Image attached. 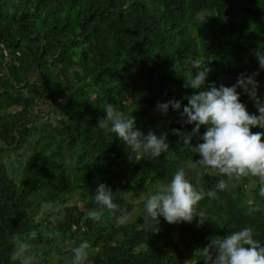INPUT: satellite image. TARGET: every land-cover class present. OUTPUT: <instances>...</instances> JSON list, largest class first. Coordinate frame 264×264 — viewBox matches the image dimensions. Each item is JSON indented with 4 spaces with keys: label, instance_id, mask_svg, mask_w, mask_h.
Returning a JSON list of instances; mask_svg holds the SVG:
<instances>
[{
    "label": "trees",
    "instance_id": "trees-1",
    "mask_svg": "<svg viewBox=\"0 0 264 264\" xmlns=\"http://www.w3.org/2000/svg\"><path fill=\"white\" fill-rule=\"evenodd\" d=\"M256 51L264 53V0H0V264H21L10 258L18 237L36 244L31 264H71V250L82 241L91 245L85 264H204L201 248L209 237L246 226L264 244V211L245 215L261 199L256 178L202 200L197 211L216 221L199 227V217L179 225L160 217L152 232L143 208L125 222L119 212H106L100 222L86 218L99 183L112 189L128 216L135 198L147 197L176 170L199 168L194 146L172 132L194 125L182 126L179 111L156 110L172 99L185 105L195 91L183 87L185 76L195 74L187 56L201 59L211 69L207 81L217 86L259 70L257 91L264 97ZM108 103L135 117L143 133L166 132L167 153L130 162L116 134L97 126ZM221 178L188 179L208 190ZM44 203L60 208L54 218L45 212L40 228Z\"/></svg>",
    "mask_w": 264,
    "mask_h": 264
},
{
    "label": "clouds",
    "instance_id": "clouds-1",
    "mask_svg": "<svg viewBox=\"0 0 264 264\" xmlns=\"http://www.w3.org/2000/svg\"><path fill=\"white\" fill-rule=\"evenodd\" d=\"M259 69L264 70V53L255 52ZM185 63L195 69L191 77L185 76L184 88L195 90L187 97L188 103L182 105L180 100L172 99L158 102L156 110L167 114L169 109L179 111L183 125H194L191 131L172 129L173 134L180 137L185 146H194V153L200 159L195 165L202 170L200 174L222 177L212 189L205 190L203 186L194 185L188 178L186 170L181 167L176 170L170 181L159 184L150 192L143 204V223L152 231L158 232L160 217L169 224L192 222L195 217L197 226L206 221H216L205 211H197L202 200L218 198V192L225 191L232 182L245 178L258 180V196L261 198L250 203L245 215H254L264 211V131L253 132L251 129H264V97L258 95L259 82L256 76L259 70L247 74H239L236 83L217 86L215 81L208 82L211 69L198 57L192 55L185 58ZM177 70V69H176ZM178 72V70H177ZM247 95L258 111V115L250 113L241 102V92ZM106 116L98 120L97 126L105 131L116 134L124 143L130 162H139L145 157L154 160L167 153V133L157 135L149 130L146 134L136 127L135 117L117 110L111 103L100 107ZM205 131L201 134V127ZM193 137L203 142L193 145ZM95 207L89 209L86 218L100 222L105 213L115 215L118 219L127 216L125 209L113 200V191L104 183H99L93 195ZM49 238L59 237L58 232H49ZM253 227L246 226L226 235L209 237V242L201 248L204 264H264V244L254 238ZM36 232L32 231L28 239H34ZM91 245L82 241L72 248L71 264H85L89 257ZM31 245L24 240H17L11 255V260H20L21 264H31L32 257L28 255Z\"/></svg>",
    "mask_w": 264,
    "mask_h": 264
},
{
    "label": "rangeland",
    "instance_id": "rangeland-1",
    "mask_svg": "<svg viewBox=\"0 0 264 264\" xmlns=\"http://www.w3.org/2000/svg\"><path fill=\"white\" fill-rule=\"evenodd\" d=\"M53 124H54V122H53ZM184 169L186 170V172H187V178H189L190 176H199L200 175V173L202 172V170L201 169H199V168H197V167H195L194 165H189V166H186V167H184ZM145 198H146V195L143 193V194H141L139 197H137V198H135L134 199V201H135V209H134V211H133V213L132 214H130V215H128V216H126L124 219H122L121 220V222H125V221H130V220H132L133 219V217H134V215H135V213L137 212V210L139 209V208H143V204H144V200H145ZM59 208H60V206H53V205H51V204H46V203H44L43 205H42V209H41V212L39 213V215L37 216V220L36 221H41V222H43V226H40V228H43L44 226H46V221H45V219H41V217H42V215H44L45 214V212H50V216L51 217H49V219L50 218H54V215L52 214L53 213V211H57V210H59ZM181 222H179V223H177V225H179ZM39 227H34L33 226V229H38ZM177 230V229H176ZM179 234V231L177 230V235ZM178 237V236H177ZM20 238L18 237V240H19ZM21 240H24V239H21ZM25 241V240H24ZM33 245H36V244H34V243H32ZM31 244V245H32ZM38 247H40V246H38ZM47 247H45V249H46ZM56 250V249H55ZM56 251H58V250H56ZM28 255H30L31 257H32V259H34V255L33 254H30V252L28 253ZM32 261V260H31ZM190 264V263H189Z\"/></svg>",
    "mask_w": 264,
    "mask_h": 264
}]
</instances>
